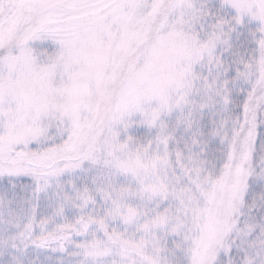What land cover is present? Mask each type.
<instances>
[{
	"label": "snow or ice",
	"instance_id": "snow-or-ice-1",
	"mask_svg": "<svg viewBox=\"0 0 264 264\" xmlns=\"http://www.w3.org/2000/svg\"><path fill=\"white\" fill-rule=\"evenodd\" d=\"M0 264H264V0H0Z\"/></svg>",
	"mask_w": 264,
	"mask_h": 264
}]
</instances>
